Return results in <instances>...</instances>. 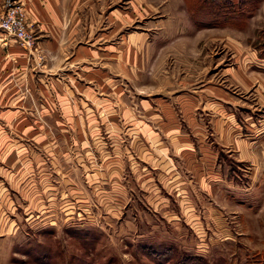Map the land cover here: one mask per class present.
<instances>
[{
	"label": "rangeland",
	"instance_id": "obj_1",
	"mask_svg": "<svg viewBox=\"0 0 264 264\" xmlns=\"http://www.w3.org/2000/svg\"><path fill=\"white\" fill-rule=\"evenodd\" d=\"M191 2L70 0L67 22L78 23L83 44L95 45L98 35L114 29V85L98 90V106L74 89L66 126L0 128L21 136L13 148L22 170L30 155L44 158L31 163V211L20 210L17 223L0 219V264H172L184 252L206 264H244L264 252V169L228 180L216 154L198 143L211 135L219 140L218 123L223 133L235 134V122L219 111L225 99L218 92L264 112L257 84L241 89L232 75L239 65L250 74L264 69L258 57L264 0L242 27H199ZM110 11L115 18L107 26ZM214 14L213 20L222 17ZM125 50L131 56L124 59ZM71 68L85 71L81 64ZM76 73L71 86L80 79L90 85ZM29 129L52 136L45 156L22 137ZM240 136L248 137L246 131Z\"/></svg>",
	"mask_w": 264,
	"mask_h": 264
},
{
	"label": "crops",
	"instance_id": "obj_2",
	"mask_svg": "<svg viewBox=\"0 0 264 264\" xmlns=\"http://www.w3.org/2000/svg\"><path fill=\"white\" fill-rule=\"evenodd\" d=\"M4 1L0 0V10ZM22 1L27 17L33 23L32 29L37 35V42L33 49L27 50L14 38H10L7 45L0 39V128L66 126L67 111L69 107L72 108L73 103L69 99L72 91L74 93L76 90L88 95L91 102L98 106L100 104L98 90L102 88L109 92L110 86L113 88L114 82L110 85V78L114 79L116 64L114 29L107 28L103 31L102 37L97 36L95 45L87 46L83 44L78 23L67 22L71 10L70 0ZM114 18V12L110 11L107 26ZM130 56V50H125L124 55H121L124 59ZM260 59L264 60L261 57ZM77 64H81L85 71H75L71 68ZM259 71L250 74L239 65L232 75L241 89L257 84L255 93L262 96L264 69ZM75 73L87 77L91 81L90 85L84 87V82L80 79L77 81L79 85L71 86L70 81L76 78ZM204 91L203 93L208 92ZM218 93L225 99L219 111L223 115L226 114L227 122H235V134L232 137L226 127V132L223 133L224 125L218 123L221 133L218 136L219 140L215 135H211L204 137L209 139L208 143H198L204 150L206 149L205 151L216 154V162L221 166L228 180L238 182L239 174L247 175V172L251 175L260 174L261 169H264V112H260L259 104L240 103L236 99L229 100L225 92ZM80 103H85V99L82 98ZM95 107L90 109H98ZM35 110L40 111V118H37ZM244 112L248 114L245 115ZM30 113H34V116ZM196 120L197 114L192 115L191 121L196 123ZM238 130L242 131L241 133L246 131L248 137L240 136ZM26 132L27 135L22 137L37 144V148L42 150L45 156L52 136L42 130L29 129ZM20 138L21 136L10 137L0 132V219L12 223L20 220V210L24 208V213H27L31 211L29 207L35 204L31 199L33 196L31 192L35 190L36 183L30 175L35 174L36 171L32 161L40 158L39 153L30 155L28 170H22L19 160L21 157L16 151L18 148H13L14 143L21 142ZM193 138L196 142L195 137ZM40 159L44 160V158ZM44 173V170L40 172V174ZM2 176H6L8 180ZM44 187L46 188V185ZM16 191L24 197L26 204L20 203Z\"/></svg>",
	"mask_w": 264,
	"mask_h": 264
},
{
	"label": "trees",
	"instance_id": "obj_3",
	"mask_svg": "<svg viewBox=\"0 0 264 264\" xmlns=\"http://www.w3.org/2000/svg\"><path fill=\"white\" fill-rule=\"evenodd\" d=\"M262 1L263 0H194L192 3L191 0H188V2L192 3L190 5L192 19L199 27L210 24L238 27L245 26L249 17L253 15ZM209 6L213 8L212 11ZM214 12V15L219 12L222 13V17L219 20H213L212 13ZM261 49L259 56L264 58V47ZM151 250L152 253H156L158 256H171L170 250L161 252L153 251L152 248ZM172 264H206V259L200 255L184 252L177 256ZM244 264H264V252H257L248 256Z\"/></svg>",
	"mask_w": 264,
	"mask_h": 264
},
{
	"label": "built area",
	"instance_id": "obj_4",
	"mask_svg": "<svg viewBox=\"0 0 264 264\" xmlns=\"http://www.w3.org/2000/svg\"><path fill=\"white\" fill-rule=\"evenodd\" d=\"M10 38L28 49H33L37 42L33 30L28 27L23 5L17 0H5L0 10V39L7 45Z\"/></svg>",
	"mask_w": 264,
	"mask_h": 264
}]
</instances>
